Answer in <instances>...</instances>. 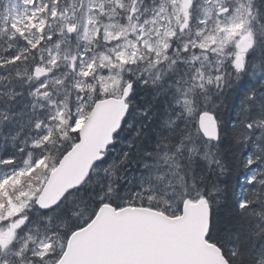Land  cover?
Listing matches in <instances>:
<instances>
[{
  "label": "snow or ice",
  "instance_id": "1",
  "mask_svg": "<svg viewBox=\"0 0 264 264\" xmlns=\"http://www.w3.org/2000/svg\"><path fill=\"white\" fill-rule=\"evenodd\" d=\"M0 264H264V0H0Z\"/></svg>",
  "mask_w": 264,
  "mask_h": 264
},
{
  "label": "trees",
  "instance_id": "2",
  "mask_svg": "<svg viewBox=\"0 0 264 264\" xmlns=\"http://www.w3.org/2000/svg\"><path fill=\"white\" fill-rule=\"evenodd\" d=\"M239 90V88L237 89ZM225 119L227 120L228 119V115L226 113L225 115ZM120 147V144L117 143V148L119 149ZM240 159L241 158H238L235 162V169L233 171V175L231 177V180L230 182L232 183L233 187L239 192L240 189L245 185L246 183V173H247V169L243 168V167H240L239 166V163H240Z\"/></svg>",
  "mask_w": 264,
  "mask_h": 264
}]
</instances>
